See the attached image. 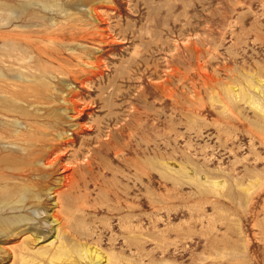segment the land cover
Returning <instances> with one entry per match:
<instances>
[{"label": "rangeland", "instance_id": "1", "mask_svg": "<svg viewBox=\"0 0 264 264\" xmlns=\"http://www.w3.org/2000/svg\"><path fill=\"white\" fill-rule=\"evenodd\" d=\"M55 1L0 0V216L29 217L0 264H95L56 230L98 264H264V0ZM49 146L91 161L60 198Z\"/></svg>", "mask_w": 264, "mask_h": 264}, {"label": "bare ground", "instance_id": "2", "mask_svg": "<svg viewBox=\"0 0 264 264\" xmlns=\"http://www.w3.org/2000/svg\"><path fill=\"white\" fill-rule=\"evenodd\" d=\"M55 1V0H54ZM57 1V0H56ZM56 1H55V3H56ZM31 2V1H30ZM34 1H32V3H33ZM39 2V1H38ZM48 2V1H47ZM53 2V1H52ZM52 2H50V4L52 3ZM27 3V2H26ZM29 3V2H28ZM43 3H44V1H43ZM49 3V2H48ZM54 3V4H55ZM57 3H58V1H57ZM31 4V3H30ZM22 5V4H21ZM57 5V4H56ZM42 6V5H41ZM44 6V5H43ZM46 6V5H45ZM51 6V5H50ZM52 6H53V4H52ZM59 6V5H58ZM57 6V7H58ZM49 7V6H48ZM55 7V6H54ZM22 8V7H21ZM53 8V7H52ZM14 10V9H13ZM12 12V11H11ZM22 13H23V11H22ZM18 16V15H17ZM15 17V16H14ZM10 18V17H9ZM16 18V17H15ZM8 19V18H7ZM42 24V23H41ZM28 52V51H27ZM9 62V61H8ZM4 63V62H3ZM19 72V71H18ZM3 97V96H2ZM72 102V104H73V106L71 107V112H72V114H71V118H72V120L73 119H80V117H81V115H82V110L81 109H79L78 107L80 106L81 107V105H77L76 104V101L74 102L73 100L71 101ZM70 102V103H71ZM71 104V105H72ZM83 116V115H82ZM74 122V121H73ZM72 126H76V131H77V129H78V131L77 132H81V129H83V126H81L79 123H77V124H73ZM17 130V129H16ZM65 135V134H64ZM62 140L64 143L65 142H67L68 144V146L69 145H72L73 144V138L70 136V137H67V135L66 136H64L63 137V135H60L59 136V140ZM56 140V139H55ZM13 141V140H12ZM18 145V144H17ZM65 145V144H64ZM66 145V146H67ZM54 146V145H53ZM53 146H49L48 147V151H46V154H43L42 156V158L39 160V162H41V164H42V166L43 167H45L46 169H51V170H53L52 168H54V167H57V168H59V171H60V175H59V177H58V179H55V180H57L58 181V184H57V186H55L54 188H50L49 189V191L51 190V194H53V195H51V196H55V197H57V198H60L58 195H60V196H63L64 194H65V196H67V194L68 193H70L72 190H74L75 188H77V190L78 189H80V182L77 180V173H78V171H80L81 169H84L85 167H89L90 165H91V161L89 160V158H87L86 157V159L83 161V162H74V163H69L68 165L66 164H62V161L60 160V157H59V154H56L55 155V151H54V148H52ZM55 146H57V145H55ZM65 147V146H64ZM11 149V148H10ZM60 149V148H59ZM58 149V150H59ZM56 150V149H55ZM63 150V149H62ZM9 151V150H8ZM11 151V150H10ZM59 151H61V150H59ZM58 151V152H59ZM7 154H9V153H7ZM6 154V155H7ZM11 154H12V152H11ZM1 157H3V156H1ZM63 158V157H62ZM85 158V157H84ZM2 159V158H1ZM6 159V158H5ZM39 159V158H38ZM0 161H2V160H0ZM6 161V160H5ZM15 161V160H14ZM22 161H23V159H22ZM21 161V162H22ZM7 162V161H6ZM30 162V161H29ZM3 163V162H2ZM30 163H32V162H30ZM30 163H28V165L30 164ZM16 164V163H15ZM17 165V164H16ZM22 165V164H21ZM23 166V165H22ZM31 166H33V165H31ZM30 166V167H31ZM18 167V166H17ZM16 167V168H17ZM1 168V167H0ZM20 168V167H19ZM56 168V169H57ZM15 169V168H14ZM41 169V168H40ZM43 169V168H42ZM22 170H24V169H22ZM34 170H35V168H34ZM33 170V171H34ZM33 176V175H32ZM14 179H15V177H14ZM56 182V181H55ZM24 186V185H23ZM26 186H28L27 184H26ZM25 187V186H24ZM32 186H30V188H31ZM47 190V189H46ZM76 190V191H77ZM23 191V192H22ZM22 191H21V193H18V194H20V196H18L19 197V199L17 200V202H19V204H21L20 202H23L24 201V199H25V197H24V194H26L27 193V191H28V189L27 188H23L22 189ZM31 191H33V190H31ZM48 192V191H47ZM38 193V192H37ZM10 195V194H9ZM34 195V194H33ZM49 195V196H50ZM14 196V195H13ZM31 196V195H30ZM37 196V195H36ZM38 196H39V194H38ZM32 197V196H31ZM15 199V198H14ZM36 199V198H35ZM38 199V198H37ZM1 200V199H0ZM31 200V199H30ZM38 200H40V199H38ZM55 200V199H54ZM4 201V200H3ZM8 201V200H7ZM2 202V201H1ZM9 202V201H8ZM4 203V202H3ZM14 203L15 202H13V207H14ZM10 204V203H9ZM55 205L57 206V203L55 202ZM19 206V205H18ZM5 207V205L4 204H2L1 206H0V208H4ZM8 208H10V206L8 207ZM13 209V208H12ZM17 209V208H16ZM24 209V208H23ZM60 209V208H59ZM19 210V209H18ZM17 210V211H18ZM54 210V209H53ZM2 211V210H1ZM5 211V210H4ZM7 211V210H6ZM10 211H12V210H10ZM9 211V212H10ZM16 211V210H15ZM20 211V210H19ZM61 211H63V210H61ZM51 212H53V211H51ZM12 213H14L13 211H12ZM60 213V212H59ZM15 214V213H14ZM52 214H55L54 212L52 213ZM16 215V214H15ZM5 215H3V217H4ZM53 218H54V215H51ZM3 217H1L0 216V233L2 234L3 233V235H8V233H10V231H12V229L15 227H18L21 223H24V221H26V220H28L29 219V217H23V216H11V218H3ZM58 217V216H57ZM54 222L56 221L55 219L53 220ZM52 221V222H53ZM58 221V220H57ZM27 223V222H26ZM59 228V227H58ZM23 229V228H22ZM14 231V230H13ZM55 231V230H54ZM12 233V232H11ZM60 233V232H59ZM13 235H16L17 236V233L16 232H14V233H12ZM19 234V233H18ZM11 235V234H10ZM12 236V235H11ZM29 236V235H28ZM30 238V237H29ZM38 239H39V237H36V238H34V239H29V241L32 243V246L33 245H35V243H38ZM55 240H57V242H59L58 243V245H57V248H56V250H55V252L54 253H52L51 254V260L52 259H55V260H61L62 258H67V259H71V260H81V261H83V260H88L89 262H93V263H95V264H98V262H99V254L98 253H96V252H90V248L89 247H84V246H81V245H78V244H71L70 246H69V244H64V242H63V239H62V237H58V232H57V230H56V235H54V239H52V240H50V242H49V244H53L54 243V241ZM76 242V241H75ZM34 243V244H33ZM35 248V247H34ZM29 247L24 243L23 244V248H22V254H21V261H20V264H35V262H34V260L32 259V260H29ZM47 249H42V248H37L35 251V253H47V251H46ZM95 251V250H94ZM12 254V253H11ZM52 264H53V261L51 262Z\"/></svg>", "mask_w": 264, "mask_h": 264}]
</instances>
